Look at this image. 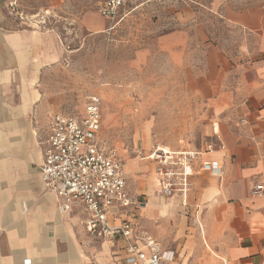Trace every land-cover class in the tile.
<instances>
[{
	"label": "crops",
	"instance_id": "crops-1",
	"mask_svg": "<svg viewBox=\"0 0 264 264\" xmlns=\"http://www.w3.org/2000/svg\"><path fill=\"white\" fill-rule=\"evenodd\" d=\"M13 1L0 0V264H125L123 241L90 238L84 210L61 214L56 196L42 186L49 131L39 153L32 124L45 107L42 74L68 47L57 29L19 26L8 14ZM88 17L86 28L98 31ZM173 22L149 54L183 75L184 90L200 108L202 133L212 140L199 150L167 148L201 153L185 206L179 197L159 196L146 158L152 148L122 165L136 200L135 237L144 251L142 240L150 238L174 253L160 264H264V3L237 8L209 0L178 8ZM204 162L216 163L220 174L203 171ZM124 212L111 209L108 222L120 225Z\"/></svg>",
	"mask_w": 264,
	"mask_h": 264
},
{
	"label": "rangeland",
	"instance_id": "rangeland-1",
	"mask_svg": "<svg viewBox=\"0 0 264 264\" xmlns=\"http://www.w3.org/2000/svg\"><path fill=\"white\" fill-rule=\"evenodd\" d=\"M101 1L17 0L25 16L49 11L48 25L60 32L68 47L62 61L42 74L45 107L32 124L38 152L47 138L50 118L54 114L80 118L86 98L94 94L101 99L98 144L122 165L143 158L153 147H206L212 139L202 133L200 108L192 105L184 90L183 75L149 53L156 37L174 26L178 8L209 0H129L113 23L99 17ZM229 1L237 8L264 3ZM85 16L100 29L88 30ZM37 165L32 162L34 169Z\"/></svg>",
	"mask_w": 264,
	"mask_h": 264
},
{
	"label": "built area",
	"instance_id": "built-area-1",
	"mask_svg": "<svg viewBox=\"0 0 264 264\" xmlns=\"http://www.w3.org/2000/svg\"><path fill=\"white\" fill-rule=\"evenodd\" d=\"M129 0H103L99 15L113 23ZM9 15L22 27L44 31L50 27L49 11L25 16L16 1L8 6ZM58 38H63L58 33ZM101 99L97 94L88 97L84 114L80 118L55 114L50 118L49 137L39 168L41 183L46 192L56 196L59 212L69 213L82 208L86 214V234L96 241L124 243L125 264H160L172 262L173 252H163L150 238L142 240L146 250L139 247L134 234L130 208L136 200L126 189V180L120 160L98 144L101 130ZM201 155L195 150H169L153 147L146 158L154 164V179L159 196L169 199L179 197L186 205L190 193L193 165ZM203 171L220 174L214 162L201 164ZM260 191H254L259 194ZM125 211L123 222L114 226L108 222L111 209Z\"/></svg>",
	"mask_w": 264,
	"mask_h": 264
}]
</instances>
